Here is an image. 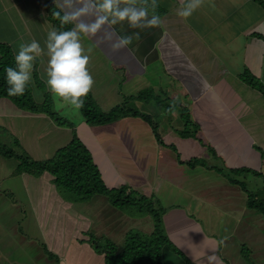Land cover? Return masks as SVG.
I'll return each mask as SVG.
<instances>
[{
    "label": "crops",
    "instance_id": "obj_1",
    "mask_svg": "<svg viewBox=\"0 0 264 264\" xmlns=\"http://www.w3.org/2000/svg\"><path fill=\"white\" fill-rule=\"evenodd\" d=\"M53 1L63 12L68 10L67 5L60 7L61 0ZM80 2L75 0L73 7ZM121 2L122 6L129 2L147 6L149 15L153 14L151 0ZM191 2L156 0V26L106 24L95 35L81 33V43L89 56L90 90L103 110L152 87L159 94L164 92V98L187 106L194 137L180 136L183 122L177 110L168 115L163 109L168 119L161 132L158 129L160 143L149 122L139 117L126 116L104 125H88L80 118L70 128L58 126L45 113L25 111L11 101L10 105L7 98L0 99V126L36 161L52 158L75 131L107 187L127 185L147 196L155 183L152 195L156 191L153 199L165 209L162 223L166 234L193 263L264 264V215L248 207L247 193L229 181L243 182L264 204V0H201L190 16H179ZM92 19L81 16L72 21L73 27L79 20ZM48 22L46 0H0V42L8 44L14 56L21 43L33 39L45 46L48 32L54 30ZM110 33L112 40L107 39ZM117 34L132 37L131 43L114 50ZM34 64L32 85L38 79ZM38 85L33 87V96L40 103L44 91ZM128 103L151 105L137 100ZM173 115L178 118L174 123ZM169 145H175L177 153ZM177 155L184 161L200 158L205 166L195 165L200 171L197 176L194 168L190 175L183 173L187 164H180ZM6 160L13 168L0 170V245L13 246L11 264H44L52 260L49 253L59 264H104L103 255L87 240L72 238L76 229H83L77 225L78 218L85 217L73 206L93 203L84 205L89 207L86 212L111 208L108 198L96 195L85 202L66 201L48 172L39 176L19 172L15 161L0 154V165ZM231 169L242 172L234 175ZM192 176L198 181L195 186L189 185ZM162 179L171 180L170 185L183 181L179 189L185 192L186 204L177 203L176 197L174 203L161 201L158 184ZM112 209L109 223L117 224L118 231H124L126 221L134 224L135 217ZM106 222L100 223V237L117 244L120 237L125 239L128 230L120 236L109 226L103 228ZM82 223L90 224L87 220ZM243 247L250 260L242 254ZM21 257L29 261H21ZM162 260L164 264H185L166 246Z\"/></svg>",
    "mask_w": 264,
    "mask_h": 264
},
{
    "label": "trees",
    "instance_id": "obj_2",
    "mask_svg": "<svg viewBox=\"0 0 264 264\" xmlns=\"http://www.w3.org/2000/svg\"><path fill=\"white\" fill-rule=\"evenodd\" d=\"M57 11L63 15V11L55 4L53 0H46L47 19L51 22L54 30L61 31L73 27V23L63 24L54 14ZM6 66H15L14 55L10 46L0 42V98H7L18 108L32 113H45L58 126L74 127V122L68 118L62 117L53 109V104L45 95L42 103L34 100L30 82L26 86L23 95H9L6 91L8 85L5 80L4 69ZM152 87L143 89L136 96L124 98V102L112 107L109 110H103L91 90L86 96L81 97L84 103L80 107L81 118L88 125H104L112 123L126 116L141 117L149 122L158 142L163 143L159 137L158 124L153 122L151 117L141 112L137 107L128 105L129 100H137L143 103H153L155 106L163 105L169 115L173 110L179 111V117L183 122V129L180 136L194 137L192 131V122L190 113L186 105L167 101L169 98L161 99L160 94L156 93ZM12 142L13 146L10 144ZM169 147L177 153L175 145ZM0 154L5 158H14L17 161L19 172L39 176L43 172H48L52 176V183L58 194L69 202L89 201L96 195H104L108 198L110 204L115 208L133 216L149 215L153 220V229L149 233L141 231H130L126 234L122 246L116 244L113 240L102 238L98 242L93 234H89L87 242L94 251L103 255L104 264H163L162 248L166 246L173 253L182 258L185 264H195L186 257L168 238L162 223V214L165 209L154 201L153 196L147 197L140 194L130 186L122 185L116 188L107 187L102 179L98 166L95 164L89 149L80 140L75 131L71 141L64 147L59 148L54 156L43 161H36L21 148L19 141L0 126ZM180 164H187L190 167L195 165L205 166L200 158H193L187 161L181 160L177 155ZM247 170V169H243ZM234 175L241 174V169H231ZM258 175V173H255ZM230 183L237 184L247 193V205L250 208L259 210L264 215V204L255 199L254 195L247 189L246 185L233 178H229ZM130 208V209H129ZM242 254L248 258L249 251L243 247ZM49 256L55 257L52 253ZM56 258V257H55Z\"/></svg>",
    "mask_w": 264,
    "mask_h": 264
},
{
    "label": "clouds",
    "instance_id": "obj_3",
    "mask_svg": "<svg viewBox=\"0 0 264 264\" xmlns=\"http://www.w3.org/2000/svg\"><path fill=\"white\" fill-rule=\"evenodd\" d=\"M201 0H192L182 11L181 17H188L199 7ZM75 0H61L60 7L67 5L63 15L59 11L54 13L63 24L71 23L81 16H93L91 22L79 20L74 27L67 30H51L48 32L45 47L48 52L47 67L45 69L49 90L59 97L68 100L76 108L83 106V99L89 92L93 79L87 64L89 56L84 54L81 43V33L95 35L104 25H116L127 22L131 28H149L159 23L155 14L156 0H151L153 14L149 15L147 6H137L134 2L123 4L121 0H81L73 7ZM114 31V30H113ZM138 33L136 36L138 37ZM112 40V34L107 35ZM132 37L119 36L112 43L114 50H119L131 43ZM40 43L32 40L21 43L14 56L15 66H6L5 80L9 95H23L26 86L31 81L33 64L36 54L42 52Z\"/></svg>",
    "mask_w": 264,
    "mask_h": 264
},
{
    "label": "rangeland",
    "instance_id": "obj_4",
    "mask_svg": "<svg viewBox=\"0 0 264 264\" xmlns=\"http://www.w3.org/2000/svg\"><path fill=\"white\" fill-rule=\"evenodd\" d=\"M48 25H49V27H53V26H51L52 25L51 22ZM16 44H17V42H16ZM41 47H42L43 51L36 54V59H35L36 64H34V65L37 69L36 73L38 74V76H37L38 79H37V81H32L34 83V85L31 84L32 92H33L34 88H36V82L39 83L40 85H38V86H40L42 88L41 91H44L43 92L44 97H45V95H48L49 100H51V102L53 104L52 105L53 109L56 110L57 113L59 115H61L62 117L68 118L69 121L76 122V120L81 118L80 117L81 116L80 108H76L74 105H71L68 100H65L64 98L59 97L58 95L52 93L46 84L47 76H46L45 69L47 67L48 52H47V49L45 46L41 45ZM17 51H18V48H17L16 52ZM32 74H33V71H32ZM145 89H147V88H145ZM156 93H158V91L157 92L155 91L154 94H156ZM163 93L160 94L161 95L160 97L162 100H164ZM37 96H39L38 99H40L41 95H37ZM0 99H2V98H0ZM8 101L10 102V100H8ZM167 101L171 102V99H168ZM37 103H39V102H37ZM40 103H42V102H40ZM11 104L12 103L10 102V105ZM150 104L151 105L141 104L137 108L143 113H145V112L149 113L152 121L156 122L158 124L159 132H161V129H163V124L166 123L167 119H168V117L164 114V111H163L165 106L162 103V106L160 108H158V106H155L152 102ZM128 105H132V104L128 103ZM139 118H141V117H139ZM176 120H178V118L175 115H173L171 117V121L174 123ZM10 144L13 146L12 142H10ZM1 160L5 161V159H1ZM10 160L15 161L17 163L16 159H14V158H10ZM5 167L7 169L11 170V168H13V164H11L10 162H8L6 160L4 166L0 165V170L5 169ZM184 167L185 168H182V170H181L183 173L188 172L190 175L192 172V168H194L195 175L197 176L200 174V171L198 170L199 167H197V166L188 167L187 165H184ZM129 171L132 173L135 172V170H132V171L129 170ZM205 172H206V170H203V174ZM196 176H192L193 180H192V183L189 184L190 186H195L198 184L197 179H194ZM171 183H172V181L169 179L160 180V182L158 184V190H161L159 193V198L161 199V201L164 203H166V202H168V203L173 202L174 203V198L176 197V201H178L177 203L186 204L185 192L182 189H179L180 187L183 186V181L180 183V185H179V181L176 185H170ZM184 184L187 185L188 183H184ZM156 186L157 185L155 183H153L151 185L150 192L147 194V197H149L150 195L153 194V191H154ZM130 188L133 189V187H131V186H130ZM176 192H178V194H176ZM155 194L158 195L155 191L154 195H152V196L155 197ZM92 204L93 203H90V204H85V203L83 204L82 203V204H80L81 206H78V205L73 206V208L75 210H77V212H79L80 214L85 216L84 218H81V219L78 218V222L80 224L79 223L77 224V225H82L84 230L83 229H76L75 233L74 234L72 233L73 239H75V240L77 239L78 241H79V239L80 240H87L89 238V234H93L94 237L99 242L100 239L105 238V237H100V234L103 233L102 228L100 226V223L102 222V220H105V219H107V222L102 224L103 228L105 226L106 227L109 226L110 228H113V230H116V232H119L120 236H122L124 234V232L126 233L127 232L126 230H128V232H130V231L131 232L132 231H141L143 233H149L153 229V227H152L153 221H152V218L149 217V215L133 216L132 211H130L131 212L130 216L135 217V219H136L133 222L134 224H132V226H131L130 224L132 222L126 221L127 226L126 227L124 226L125 227L124 231H123V229L121 231H118L119 226L117 224H113L111 226L110 225L111 222L109 223L110 213H111L109 210L112 208L114 209L115 207L112 206L111 204H109L111 206V208H105V209L101 208V209H98L96 211H93L91 209L89 212H86L87 210H85V209H87L89 207H85L84 205L90 206ZM95 205L96 204L93 205L94 210H95ZM106 209H108V210H106ZM113 209H112V211H113ZM121 212H123V211H121ZM85 220L89 221L90 224L89 223H87V224L82 223V222H85ZM112 223H114V222H112ZM129 226H130V228H129ZM102 236H105V235L102 234ZM120 238L121 239L118 240L119 246H121L123 244V241L125 240V239H123V237H120ZM115 241L116 240H114V242ZM13 249L14 248L12 245H0V264H11L13 262L12 259L14 257H13V254L11 253L13 251ZM2 251H8V254L4 255V254H2ZM20 253H21V255H23V252H20ZM20 253H18V254L20 255ZM245 258L247 260H250L249 255H248V258L247 257H245ZM54 259L58 260L57 258L52 257V260H49V262H47V263L44 262V264H59V260H58V262H56ZM21 261H29V259H26L25 257H21ZM17 262H20V261H17ZM162 262H163V260H162ZM41 264H43V262ZM163 264H164V262H163Z\"/></svg>",
    "mask_w": 264,
    "mask_h": 264
}]
</instances>
